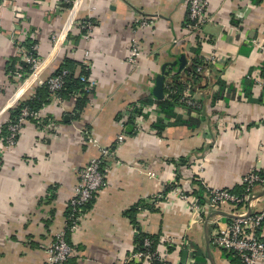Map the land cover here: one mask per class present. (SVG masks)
<instances>
[{
	"label": "crops",
	"instance_id": "0c3cea01",
	"mask_svg": "<svg viewBox=\"0 0 264 264\" xmlns=\"http://www.w3.org/2000/svg\"><path fill=\"white\" fill-rule=\"evenodd\" d=\"M207 11L200 31L190 35L188 0H0V144L11 110L66 58L88 71L89 89L82 109L75 97L52 95L5 151L0 264L45 263V246L67 224L78 173L93 158H102L105 182L67 233L73 256L64 264H150L128 261L135 231L126 210L168 183L186 191L200 176L209 187L230 189L242 185L250 169H264V90L255 82L264 66L257 47L264 43V0H208ZM144 19L148 25L139 26ZM84 21L93 23L88 32ZM28 39L37 43V71L10 79L8 63L22 60L18 49ZM133 39L141 50L131 62ZM194 58L205 64L192 88L199 108L175 105L184 122L163 117L157 101L168 93L163 88L161 98L155 95L159 76L163 85L176 75L186 80ZM75 69L81 75L82 68ZM138 104L141 112L134 110ZM254 194L248 211L264 206V192ZM190 203L174 188L155 206L137 211L138 224L157 236L162 260L241 264L212 241L216 222L231 221L230 205L192 210Z\"/></svg>",
	"mask_w": 264,
	"mask_h": 264
},
{
	"label": "built area",
	"instance_id": "2783aa9c",
	"mask_svg": "<svg viewBox=\"0 0 264 264\" xmlns=\"http://www.w3.org/2000/svg\"><path fill=\"white\" fill-rule=\"evenodd\" d=\"M67 3L72 0H64ZM208 0H188V13L186 17V28L190 35L198 33L203 25L204 21L208 19ZM148 22L144 19L140 21L139 26H146ZM82 27L90 31L93 27V23L90 21L82 22ZM257 47L264 54V43H258ZM141 47L137 39H133L130 46L129 61L134 62ZM37 51V43L31 45L30 49L19 46L18 54L22 60L30 66V76L37 71L40 64L38 57L34 55ZM264 68V67H263ZM204 70V66H197L196 71L201 73ZM67 70H62L60 74L50 75L45 80H39V85H45L52 92L56 93L64 84V76ZM255 77L257 86L264 90V69L260 71ZM180 100L186 105L192 108H199V103L192 96V86L190 83H186L181 91ZM37 113H34L27 107H23L16 120L7 121V134L2 138L0 144V168L5 151L12 145H14L19 136L25 121L28 118H34ZM90 141V140H89ZM108 153L107 149H102V155ZM204 159L199 157L197 160ZM202 159V160H203ZM202 160L198 163V166H202ZM102 158H93L79 171L78 181L74 187L73 194L70 197L67 208L72 210L70 217L72 221L66 224L65 228L72 229L77 226L80 215H76L79 208L93 199L98 190L104 185L105 174L101 166ZM200 183L207 189V200L204 204H196L187 194L181 190V188H175L179 196L183 199H188L191 203L190 209H198L203 207L205 210H221L222 206L230 205L234 210L231 212V221L218 224V230L214 234L213 243L227 251L233 252L241 261V264H264V239L260 237V231L264 228V206L258 208L255 211L246 210L248 202L255 197L254 190L264 191V171L260 172V169H250L241 179V184L244 185L245 193L238 195L230 192L227 188H213L206 185L202 177L198 176ZM166 195L160 192L154 196L153 199L148 200L152 205H156L159 201L165 199ZM150 245L149 240H144V246ZM45 263L44 264H64L70 257L73 256V248L67 242L66 229L57 233L52 241L45 246ZM161 258V254H159ZM152 257V253L149 251H136L132 249L128 256V261L143 260L149 262Z\"/></svg>",
	"mask_w": 264,
	"mask_h": 264
},
{
	"label": "trees",
	"instance_id": "16d2710c",
	"mask_svg": "<svg viewBox=\"0 0 264 264\" xmlns=\"http://www.w3.org/2000/svg\"><path fill=\"white\" fill-rule=\"evenodd\" d=\"M36 43V40L34 39H28L27 42L25 43V47L27 49L31 48V45ZM34 55L36 57L39 58V55L37 54V52L34 53ZM17 65V68H15L14 66ZM204 66L205 64H203V62H201L198 58H194V60L192 61V65L186 68V72H187V79L186 80H179V77L173 76L170 80L164 78V85L163 88L165 89V91L168 93L167 97L158 100V105L160 107V113H162L163 117L169 118V117H176V114L174 112V107L177 104H183L185 106L186 105L183 101L180 100L181 97V91L183 89V87L185 86L186 83H190L192 88L195 87L196 82H198L202 76V74H200L199 72L196 71L197 66ZM75 67H81L82 70L80 72L81 75L76 76V69ZM264 67V66H263ZM84 66H82V64L77 63L74 60H71L69 58H66L63 63L58 67V69L56 71H54L51 75H56V74H60L62 72V70H67L66 75L64 76V84L62 85V87L56 91V93H52L47 86L42 85V86H38L37 89H35V92L32 94L31 97L26 98L24 100H21L18 102V104L11 110V113L9 115V120L10 121H14L16 120L20 110L23 107H27L30 110H32L34 113H37L43 104L48 103L51 99V96L54 95V97H59L60 99H69L71 97H75V99H77V103L76 106L78 107V109H82V107L86 104L87 99L86 96L89 93V89H88V83L85 81V78H87L88 75V71L84 70ZM264 68H262L263 70ZM15 70V71H14ZM6 72L10 75V79L13 78L14 73H16L19 77V79H24L26 78L31 70H30V66L29 64L23 62V60H21L20 58H11L10 62L8 63V67ZM178 74V73H177ZM139 106L137 108H134L135 111H140L141 112V104H138ZM190 109H197V108H192L189 106ZM34 119L32 118H28V120H32ZM163 119L160 118L158 125H160L162 123ZM177 121H179V119L177 118ZM179 122H184L182 120H180ZM188 125H191L190 123H188ZM157 126V125H156ZM162 125H160L159 127H161ZM192 126V125H191ZM3 131H6V124L5 127H3ZM6 134L3 136L5 137ZM103 170V167H102ZM264 169H260V172H263ZM103 172H105L103 170ZM192 182L194 184H196L195 187H190L189 190L184 191L187 196H189L191 198V200H196L197 202L204 204L207 200V189L204 185H202L200 183V180L198 178V176H193L192 178ZM177 186H179V184H166L163 189H162V193H164V195H166V193H168L169 191L173 190L174 188H176ZM180 188V187H179ZM182 190V188H181ZM230 192H233L235 194L241 195L244 194L245 188L244 185H240V186H235L234 188H230L228 189ZM205 191V197L202 196V192ZM154 196L148 198V199H141L138 201L137 204H135L134 206H132L131 208H129L128 210H126L125 215L126 217L130 220L132 227L134 228L135 234H134V247L133 249L138 251H149L150 253H152V257L150 259V264H168L167 262H165L164 260H162V258H160L159 253L157 252V236L152 235L146 231H144L142 229V227L138 224L137 219H136V214L137 211L140 210L141 208H146V207H150L151 208V203L148 202V200L153 199ZM94 201V198L89 200L88 202H86L85 204H83L80 208L79 211L76 212V215H80L81 211L87 208H90L92 203ZM155 206V205H154ZM67 221L66 223L69 224L72 221V217H70L72 210L67 208ZM66 229V237H67V233L70 231V229L68 227L65 228ZM149 240L150 241V245L148 247L144 246V240ZM231 252V251H229ZM231 254L235 255L233 252H231ZM236 256V255H235Z\"/></svg>",
	"mask_w": 264,
	"mask_h": 264
},
{
	"label": "water",
	"instance_id": "95a60500",
	"mask_svg": "<svg viewBox=\"0 0 264 264\" xmlns=\"http://www.w3.org/2000/svg\"><path fill=\"white\" fill-rule=\"evenodd\" d=\"M176 63V61H175ZM181 63L183 64L184 63V60H181ZM181 64V65H182ZM162 89H163V76H159L158 78V81H157V85L156 87L154 88V93L155 95L158 97V98H161L162 97ZM264 192V191H263ZM216 211V210H215ZM250 211V210H249ZM218 213H220L222 215V212L218 211ZM226 215V214H225ZM231 217L233 215H230Z\"/></svg>",
	"mask_w": 264,
	"mask_h": 264
}]
</instances>
